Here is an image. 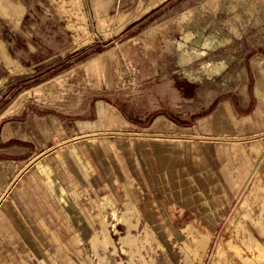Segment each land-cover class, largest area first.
I'll use <instances>...</instances> for the list:
<instances>
[{
	"label": "rangeland",
	"instance_id": "1",
	"mask_svg": "<svg viewBox=\"0 0 264 264\" xmlns=\"http://www.w3.org/2000/svg\"><path fill=\"white\" fill-rule=\"evenodd\" d=\"M0 264H264V0H0Z\"/></svg>",
	"mask_w": 264,
	"mask_h": 264
},
{
	"label": "bare ground",
	"instance_id": "2",
	"mask_svg": "<svg viewBox=\"0 0 264 264\" xmlns=\"http://www.w3.org/2000/svg\"><path fill=\"white\" fill-rule=\"evenodd\" d=\"M217 49H218V48H217ZM200 56H203V55H202V54H200ZM200 56H198V57L200 58ZM204 56H205V54H204ZM195 57H196V56H195ZM198 57H197V58H198ZM192 60H193V59H192ZM220 65H221V64H220Z\"/></svg>",
	"mask_w": 264,
	"mask_h": 264
}]
</instances>
